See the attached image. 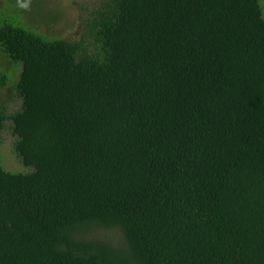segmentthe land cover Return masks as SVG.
Segmentation results:
<instances>
[{"label": "trees", "instance_id": "trees-1", "mask_svg": "<svg viewBox=\"0 0 264 264\" xmlns=\"http://www.w3.org/2000/svg\"><path fill=\"white\" fill-rule=\"evenodd\" d=\"M261 2L103 0L67 42L5 4L0 264H264Z\"/></svg>", "mask_w": 264, "mask_h": 264}, {"label": "rangeland", "instance_id": "rangeland-1", "mask_svg": "<svg viewBox=\"0 0 264 264\" xmlns=\"http://www.w3.org/2000/svg\"><path fill=\"white\" fill-rule=\"evenodd\" d=\"M12 1L19 11L12 8V14H16L19 23L27 24L33 31H38L47 36L58 37L67 42L76 40L82 30L84 20L88 13L100 6L103 0H0V14L8 16V10L4 9L7 2ZM264 16V0H261ZM6 61L0 55V64ZM0 102L5 103L10 113L21 106V101L15 96L10 87L0 91ZM15 138L9 129L2 133L1 160L2 166L7 172L19 173L24 171L12 152ZM101 234L110 237L114 244L120 241L119 231H106Z\"/></svg>", "mask_w": 264, "mask_h": 264}]
</instances>
